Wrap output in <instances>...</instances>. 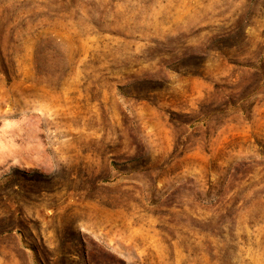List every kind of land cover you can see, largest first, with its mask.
<instances>
[{
  "label": "rangeland",
  "instance_id": "374dc122",
  "mask_svg": "<svg viewBox=\"0 0 264 264\" xmlns=\"http://www.w3.org/2000/svg\"><path fill=\"white\" fill-rule=\"evenodd\" d=\"M0 264H264V0H0Z\"/></svg>",
  "mask_w": 264,
  "mask_h": 264
}]
</instances>
